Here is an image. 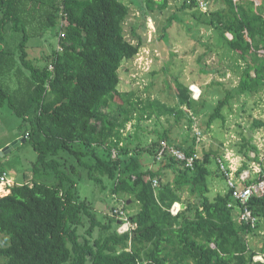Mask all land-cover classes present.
I'll use <instances>...</instances> for the list:
<instances>
[{
    "label": "trees",
    "instance_id": "1",
    "mask_svg": "<svg viewBox=\"0 0 264 264\" xmlns=\"http://www.w3.org/2000/svg\"><path fill=\"white\" fill-rule=\"evenodd\" d=\"M221 2L224 7L196 19L218 31L243 67L228 86L214 81L224 89L212 87L219 95L206 127L224 118L234 87L237 93L264 91V3ZM138 6L143 17L164 9L167 0H139ZM181 8L198 10L187 1ZM129 13L123 0H0V106L6 104L28 124L23 140L37 152L34 172L40 176L8 186L0 196V264H264L255 260L264 246L256 250L247 244L254 228L241 218L231 190L209 197V152L198 157L193 146L171 140L168 130L144 143L139 136L128 141L123 135L136 111H148L139 108L134 92L120 89V67L144 43L135 30L136 42L126 36ZM49 29L62 50L52 47L31 58L29 41L43 38ZM207 52L198 56L199 63ZM175 81L179 119L183 107L192 108L196 100L180 76ZM262 126L263 120H254L253 127ZM163 141L193 156V166L186 167L168 150L156 160ZM251 148L256 149L252 136H242L237 151L248 158ZM67 156L74 163H67ZM147 156L158 164L144 169ZM249 168L244 162L238 172ZM79 169L102 187L104 178L111 181L112 194L126 195L127 207L136 204L129 231L118 233L113 218L102 223L92 203L81 199ZM165 171L173 177L164 181ZM214 174L225 180L218 166ZM184 189L194 199L172 214L173 203H183ZM247 205L258 224L264 220V194L252 196Z\"/></svg>",
    "mask_w": 264,
    "mask_h": 264
},
{
    "label": "rangeland",
    "instance_id": "2",
    "mask_svg": "<svg viewBox=\"0 0 264 264\" xmlns=\"http://www.w3.org/2000/svg\"><path fill=\"white\" fill-rule=\"evenodd\" d=\"M123 1L130 8L124 23L126 36L136 42L135 30L144 37V43L136 56L120 67V89L134 92L133 99H140L139 108L146 106L149 112L152 111H136L135 118L127 123L123 131L126 139L134 141L139 136L140 143H144L154 140L156 133L168 130L171 140L193 146L198 157L209 152L211 163L207 185L210 198L228 189L225 180L214 174L218 160H224L228 156L229 162L236 168L244 162L252 168L264 166V127H253L254 120L264 121L263 90L258 93H237L234 87L229 104L222 110L224 118L216 119L206 127L208 116L215 105L214 98L219 95L214 88L222 90L228 86L229 80L236 82L243 67L238 55L228 52L218 31L212 26L202 25L196 19L200 13L209 12L217 6L224 7L221 0L217 1V5L213 0H167L164 9L155 8L143 17L138 6L139 0ZM183 1L196 5L198 10L195 13L192 8L182 10ZM58 21L60 31L62 19ZM54 32V29H49L43 38L29 41L28 54L31 58H40L43 52H50L52 47L58 49V37H55ZM208 49L211 51L207 52ZM204 52L207 53L199 63L197 58ZM177 76L188 85L190 91L194 86L195 93L191 91V97L194 94L195 98H192L196 100L192 108L183 107L184 112L179 119L175 87ZM214 81L223 82L224 87H219ZM232 86L236 84L233 82ZM26 126L28 124L23 123L6 104L0 106V169L4 170L0 175V178H4L3 183H0L2 195L7 192V184L31 183L32 177H40L34 172L37 152L30 141L23 140L22 130ZM242 136H252V142L256 146V149L247 151L248 158L237 151ZM97 150L101 151L100 148ZM215 152L219 153V157L215 156ZM156 160H160V156ZM67 163H74L71 156H67ZM144 163V169L158 164L154 163L152 156H147ZM172 177L170 171H165L162 179L165 181ZM44 181L50 184L54 180ZM103 185L105 187L94 183L87 177L84 169L80 170L77 187L81 199L87 198L92 203L93 210L102 223L113 218V228L122 233L125 231V223L130 222V217L136 212V204L130 207L124 205L126 195L112 194L113 183L107 178L103 179ZM153 186L156 190L157 180ZM181 198L183 203H180L178 209L183 208L187 202H192L194 196L184 189ZM256 225L247 237V244L259 250L264 246V220ZM1 235L0 233V237Z\"/></svg>",
    "mask_w": 264,
    "mask_h": 264
},
{
    "label": "built area",
    "instance_id": "3",
    "mask_svg": "<svg viewBox=\"0 0 264 264\" xmlns=\"http://www.w3.org/2000/svg\"><path fill=\"white\" fill-rule=\"evenodd\" d=\"M155 1H159V0H155ZM64 22L65 21L62 18L61 28ZM59 36H63V32L61 30L59 31ZM227 36L228 38H232V35L229 32H227ZM58 49L60 51L62 50V47L59 44H58ZM191 91L192 93H195L194 86L191 88ZM192 97L195 98V95L193 94ZM161 145L162 146L157 155L158 157L160 156L161 158L163 151L168 150V152H170V154L173 155L176 158V160L181 161L186 167L193 166V162H194L193 156H188L183 150L176 148L174 145L167 144L165 141H163ZM217 166L225 178L226 186L228 187L229 190H231L233 199L239 204L241 208V212H240L241 218L244 219L247 223H249L252 228H254L258 219L257 216H255L252 213V211L248 208L247 204L252 196L254 195L260 196L264 194V166H255L253 168L252 166H250L249 169L252 168V172L255 175L251 174V171L249 169H244L238 172V168L234 167L231 161L229 162L228 156H225L224 160H218ZM249 179H252V182L246 183V181ZM3 180L4 178L1 177L0 183H3ZM156 180L158 184V179ZM156 180H152V183H154V185L156 184ZM9 185L10 184L6 185L7 192H9L8 189ZM7 192L4 193L7 194ZM0 196H2L1 193ZM170 211L172 212V214H177L179 212V209L177 208L176 205L175 206L173 205L171 206ZM124 226H125L124 228L125 231H122V233L129 231L130 226L132 227L130 222L125 223ZM255 260H260L264 263V253H259L255 257Z\"/></svg>",
    "mask_w": 264,
    "mask_h": 264
},
{
    "label": "crops",
    "instance_id": "4",
    "mask_svg": "<svg viewBox=\"0 0 264 264\" xmlns=\"http://www.w3.org/2000/svg\"><path fill=\"white\" fill-rule=\"evenodd\" d=\"M253 1L256 2V3H259L257 6H259V5L261 6L262 3H264V0H253ZM249 170L251 171V174H253V172H252V168L249 169ZM253 175H255V174H253ZM173 205H174V206L176 205V206L178 207V206L180 205V203H179V202H175V203H173ZM173 205H172V206H173ZM180 209H182V208H179V210H180Z\"/></svg>",
    "mask_w": 264,
    "mask_h": 264
},
{
    "label": "bare ground",
    "instance_id": "5",
    "mask_svg": "<svg viewBox=\"0 0 264 264\" xmlns=\"http://www.w3.org/2000/svg\"><path fill=\"white\" fill-rule=\"evenodd\" d=\"M2 184H0V191L2 190V186H1Z\"/></svg>",
    "mask_w": 264,
    "mask_h": 264
},
{
    "label": "water",
    "instance_id": "6",
    "mask_svg": "<svg viewBox=\"0 0 264 264\" xmlns=\"http://www.w3.org/2000/svg\"><path fill=\"white\" fill-rule=\"evenodd\" d=\"M0 154H2V152L0 151Z\"/></svg>",
    "mask_w": 264,
    "mask_h": 264
},
{
    "label": "clouds",
    "instance_id": "7",
    "mask_svg": "<svg viewBox=\"0 0 264 264\" xmlns=\"http://www.w3.org/2000/svg\"><path fill=\"white\" fill-rule=\"evenodd\" d=\"M8 193V192H7Z\"/></svg>",
    "mask_w": 264,
    "mask_h": 264
}]
</instances>
